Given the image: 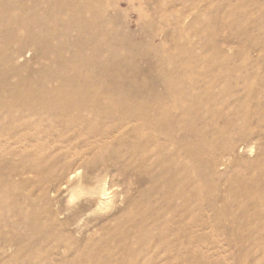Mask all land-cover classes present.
Segmentation results:
<instances>
[{"label":"rangeland","instance_id":"374dc122","mask_svg":"<svg viewBox=\"0 0 264 264\" xmlns=\"http://www.w3.org/2000/svg\"><path fill=\"white\" fill-rule=\"evenodd\" d=\"M0 21V264H264V0H0ZM61 94L97 132H38ZM134 111L171 143H133ZM157 231L168 251L132 260Z\"/></svg>","mask_w":264,"mask_h":264},{"label":"bare ground","instance_id":"6f19581e","mask_svg":"<svg viewBox=\"0 0 264 264\" xmlns=\"http://www.w3.org/2000/svg\"><path fill=\"white\" fill-rule=\"evenodd\" d=\"M31 21H33V20H31ZM41 22H42V20L41 21L39 20V23L34 25V26L39 25ZM34 23H37V22H34ZM31 25H33V24H31ZM31 25H30V27L32 28ZM41 26H42V23H41ZM27 27H28V25H27ZM27 32L30 33L31 30H27ZM248 87H250V85ZM246 89H248V88L246 87ZM252 89H254V87ZM252 89L250 87V90H252ZM246 93H248V92H246ZM250 94H251V97H250ZM252 95L253 94L250 92H249V95H247L250 97L249 100H251ZM48 96H45V97L42 96L41 99L39 100V105L42 107V110L40 112L47 113V115L45 117L38 115L39 119H42L46 122L42 127H37L38 129H40L38 131L39 133L48 132L54 126H56L55 124H59L60 122H63L64 123L63 125L71 126V128H73L75 130H76V128H78V130H76L77 131V137H76L77 140H79L80 138H84L83 136L85 135V133H84L85 129L81 128L82 125L92 127L90 130L88 129L87 131L97 132V129L94 127H96L98 124L97 123L98 120L95 117V115L99 112V108H93L90 106V109H88L87 106L83 105V104H86L85 101L77 100L76 97L73 98L71 96L69 99H66L63 94L56 96V98H55V99H57V98L60 99L61 104H57L56 107H50L49 106L50 103H48V101L47 102L44 101V98H47ZM247 99L245 96L244 100H247ZM245 104L246 103H244V104L239 103V110L241 109V112L243 114V121L246 120V118H245L246 113L245 112H247V108H246ZM73 108H76L74 113L69 112ZM162 111H163L162 116H170L171 115L170 110L168 108L165 110L163 109ZM132 115H133V120L139 122L137 125H135L131 128V130H132V134H131L132 139L131 140L133 143L135 142L136 144H139V145H145V144H148L150 141H153L157 146H159L161 140H165L169 143H171V141L173 140L175 125L168 127L166 129H162L158 122H153V121L148 119L145 111H134V113ZM141 124H143V125H141ZM59 127L57 129H59ZM142 127H145V129H142ZM165 146L168 150L169 145H165ZM163 149H164V147H161V150H163ZM193 170H195V167H193V166L185 165L183 167V171L185 173H187V177L190 176V174L193 172ZM73 174L77 175L78 173L75 171ZM170 186H172V185H170ZM170 192L172 193L173 197H175L177 195L176 192H173V191H170ZM99 195H101L102 197L107 196L105 187L99 191ZM257 202L259 203L260 201H257ZM256 216H260L259 211L256 212ZM166 224H167V221H166ZM162 232L163 231H157L156 234L158 237H156V238L158 241H156V243H154V244H152V239L149 241H144L142 239V237L134 238L133 243L141 244L143 241H144V243L141 245L140 249L135 250L132 253L131 259L135 260L137 262H142V261L148 262L150 260L153 261V260L157 259L161 254L167 252L168 249L170 248V246H169V243H168L166 236L168 234L172 233L173 231H167V235H164V232L162 234ZM147 236L151 237V235H147ZM143 245H144V247H143ZM93 256H99V258H101L104 261H106L107 263H111V264H114L115 260L120 262L121 264L123 263V260H120L119 258L114 256L110 250H107V252H97Z\"/></svg>","mask_w":264,"mask_h":264}]
</instances>
